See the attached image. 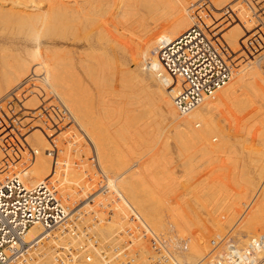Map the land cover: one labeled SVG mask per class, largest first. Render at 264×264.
<instances>
[{
  "label": "bare ground",
  "instance_id": "1",
  "mask_svg": "<svg viewBox=\"0 0 264 264\" xmlns=\"http://www.w3.org/2000/svg\"><path fill=\"white\" fill-rule=\"evenodd\" d=\"M4 1H9V0H0V10L3 12V6L4 5ZM12 1V6H10L9 12L11 13H20V17L17 19L16 21V25L15 24H11L9 22L10 19L12 18H7L8 16H10V14H8V16L5 17L7 18L6 20H8V23L6 21V26L4 25V22H5V17L3 16L2 18H4V21L3 19L1 21V24L2 27L4 28L5 27V31L7 30V25L8 24H11V27L13 25H15V27L18 25V20H22L23 17L26 19H23L24 22L21 23L23 24L22 26H26V33H24L22 36L20 35L19 37H17L19 35L20 32H24V30H21L22 29V26H21V29H20V32H19V28H18V31H17V27H16V31L18 32V34H16V37L12 38L11 36V33L13 32H16V31H12V28L11 30H9L10 32L5 34L4 32H0V58L1 59H4V58H7L8 56V53L11 52V55L8 56V60H9V57L11 58L12 57V60L13 61H9L8 63L4 61H2V65H1V72H0V75L3 77L7 76L8 74L10 73H18L19 71H23L24 69L26 70H29V72L35 74V75H44V78H48L50 77V79L53 80V85L55 86L56 88V101H59L61 100L62 103L68 108V110L73 114V116H76L75 119L76 121L78 122V124H80V126H83L84 128H86V130L88 131V135H89V138L91 140L94 141L95 143V147L98 149V152H97V155H98V158H99V162H100V165L102 167V169L108 173L109 171V168H110V172H113V174H116L115 176V187L117 188V190L119 192H121L125 198L129 201V203L134 206L136 209H138V211L144 216V218L149 222V224H151L153 226V228L156 230V231H163L166 230L165 229V223L161 220L163 218H159V216L156 214H154L153 210L150 209V206H154V205H151V204H154V201L153 203H150V205H148V201H147V205L148 207L144 204V201L141 199L140 195L138 192L139 189H138V184L140 182H143L145 180V177L147 175L151 176V182L149 181V183L147 185H150L152 184V181H154V183H160L158 180H160L159 178H157V180L155 179V174H153L152 171H155L154 169L155 168H159L162 163L160 162L161 160V156L163 155L162 153L164 152L165 150V147L167 146L168 142L166 141V146L163 145L162 146H165L163 148H160L158 151H153V153L155 155H153L154 157L148 158V160H142L140 163H142V165L140 167H134V166H137V164H134V165H129L130 162H126V160L124 159L123 161L121 162H118L116 163V159L113 161L112 159L117 157V154L116 156L114 155V153H116L115 151L113 152V154H110L113 158L110 157V155L108 153H111L112 151V147L111 149L109 148V146L107 147L108 145V138H106L104 136V133H103V128H102V125H101V121H104L103 119L100 118V114L101 112H103V115H104V110L105 108L101 105H97L95 104V101L92 97H90L89 95H86V96H83V91L89 89L87 87H84L83 85V81L82 79L80 78L79 76V72L76 70L74 72H69L68 73V68H70L68 65L69 61H67V58H70L71 60L73 59L72 55H70V52H69V48L66 49V48H63V47H57V41H60V42H67V43H70V44H75V45H79V44H83V45H88V47H99L102 48V57L98 56L99 57V60L100 58H102L101 60H104L103 59V56L105 58V62L104 63L103 61V64L105 66L108 67V65L106 64H113L112 63V59H110V57L108 56V48L104 47L103 45L105 44H108L109 40L111 42V40L113 39H110L112 38V34L110 33H113L114 30H117L115 32H119L118 29H113V32L111 31L113 27H118V26H125L126 23L130 22V19L132 18L133 20V17H130V15H132V13L135 12V10H140L141 8H144V9H154L155 7L157 8V6H161L159 2H157L158 0H10ZM211 2V7L213 8V10H218L220 7H222L223 5H227V3L230 2V0H209ZM161 2H163V0H161ZM11 4V2H10ZM6 5V4H5ZM9 5V4H8ZM141 7V8H140ZM173 7V6H172ZM160 8V7H159ZM158 8V10H159ZM178 9V8H177ZM221 9V8H220ZM5 10V9H4ZM157 10V11H158ZM172 10H174L175 12V8H173ZM156 11V12H157ZM160 11V10H159ZM158 11V13H160ZM116 12V14H114ZM152 12V11H151ZM150 12V13H151ZM154 12V13H156ZM171 12V11H170ZM174 12L170 13L172 14V16H170V19L166 18L167 21L164 22V24H162L161 26H157V24H155L156 26L152 27L151 29H149L147 32H145V37L143 36L141 38L140 41H137V43L133 44L132 39L131 41H126L127 44H132L130 46H128L125 41H124V36L126 37V35L123 36V40L121 39L122 35H121V30L122 28H120V34H117L118 36H116V40L117 38L120 40H122V44L125 43V47L123 45L122 48H125L123 53L128 55L129 54V57H131V60L133 61V63H135L136 65V71L137 75H133L132 78H130L129 74L127 73V71L130 73H134L133 71H131L130 69L126 70L125 72L119 68L117 66V68L121 69L120 71V74H125L129 76L130 79H127L125 78L127 81H137L138 83H140L142 81V83L146 82L148 85V89L149 87H151V90L153 89V92L150 90V92H152L153 94H155V97L156 99H158L157 101L159 103H161V106H162V109L163 111L166 112V117L170 120V122H172V125H171L168 129H169V132H171L174 136H176L179 140V142H181L182 146H180V148L184 147L183 149H185V147H188L189 145L186 146L185 143L187 142H190V143H199L200 145H202V147H204L205 144H215V142L213 141L215 137H217L216 139H218L220 142H222L223 138L224 139H228L229 138V134L226 133V129H223V126L226 124L224 123V125L222 126V124L220 123V119H222V113L224 112V109L226 108H222L221 104L222 105H225V106H228L230 104H228V102L230 103V101L233 103L231 105H235V103H237V99L240 98L239 95L242 94V92H248V91H251V92H255L256 94L259 93L260 96L262 97V99L264 100V75L262 74V71L260 69V64H261V59L260 57L257 58L256 60H251L250 58V64H253L249 70L247 71H243V70H240L239 68L241 67V65H237L239 68H236V69H239L237 71L236 74H234V77L233 79L230 81V83L225 86L224 88L220 89L213 98H211L210 100H207L205 102H203L200 106H198L197 108L193 109L191 112L188 113V116L185 115V116H180L181 114L178 113L174 103H173V98L175 96V92L176 90H178L179 88V85L180 83H177V85L175 84L176 81L173 80V78H171L169 75L165 74L164 73V69L162 67V64L158 58V56L156 54H154L155 50L157 49V46L160 44L161 41L163 40H173L175 38H177L179 35L182 34V32H184L185 30H187L193 23H194V17H192V14H189V13H183L182 11H180L179 9L175 12L176 14H174ZM231 12V11H230ZM139 13V12H137ZM137 13H135L134 15H136ZM141 13V11H140ZM162 13V12H161ZM114 14V16H113ZM164 14V13H162ZM162 14H158L159 15H162ZM1 15V14H0ZM153 15V14H152ZM151 15V16H152ZM165 15V14H164ZM174 15V16H173ZM209 15V14H208ZM14 16V15H13ZM23 16V17H22ZM163 16V15H162ZM166 16V15H165ZM18 16H16L17 18ZM155 18H157L156 16H154ZM172 17V18H171ZM154 18V19H155ZM161 18V17H160ZM164 18V16H163ZM162 18V19H163ZM14 19V18H13ZM159 19V18H158ZM22 20V21H23ZM157 20V19H155ZM159 21V20H158ZM157 21V22H158ZM161 21V20H160ZM159 21V22H160ZM21 22V21H20ZM146 22V20H145ZM155 22V21H154ZM223 22V21H222ZM14 23V22H12ZM156 23V22H155ZM163 23V22H160V24ZM207 23L210 24V26L212 27V31L216 34V35H220L221 32L225 31L224 34L225 35H222L226 41L230 44V47H232V52H234V50H238V48H240L241 50H244L245 48V44H246V39H247V36L251 35L249 33L248 35V27L246 25H244V20L241 18H235V20H232V21H229L227 23H225V27L224 29H222L223 27H220L219 26H216V24L214 25V23H212V19L211 18H208L207 19ZM1 24H0V29H1ZM26 24V25H25ZM159 24V25H160ZM222 24V23H221ZM143 25V24H142ZM10 26V25H9ZM8 26V27H9ZM20 26V24H19ZM110 26H113L112 28H110ZM144 26V25H143ZM128 27V26H127ZM156 29L155 31L153 29ZM15 29V28H13ZM148 29V28H147ZM146 29V30H147ZM2 30V29H1ZM0 30V31H1ZM145 30V29H144ZM227 30V31H226ZM22 32V33H23ZM129 32V31H128ZM212 32V36H216L214 33ZM4 33V34H3ZM211 33V31H210ZM9 34V35H8ZM114 36L116 35L115 33H113ZM128 36V35H127ZM132 35H130L131 37ZM134 37V36H133ZM137 37V36H136ZM220 38V36H218L216 38V40H218ZM129 39V38H128ZM134 39V38H133ZM115 40V39H114ZM126 40V38H125ZM130 40V39H129ZM135 40V39H134ZM139 40V39H138ZM222 40V39H221ZM124 41V42H123ZM113 42V41H112ZM117 42V41H116ZM115 43V42H114ZM114 43H111L114 44ZM119 41L116 43V45H118ZM59 44V43H58ZM121 44V43H119ZM223 44V43H222ZM110 45V44H109ZM110 45V46H111ZM115 45V44H114ZM113 45V46H114ZM115 45V46H116ZM127 45V47H126ZM109 46V47H110ZM114 46V47H115ZM122 46V45H121ZM117 47V46H116ZM119 47V46H118ZM228 47V48H230ZM121 47L119 49H122ZM83 50V49H82ZM92 50V49H91ZM97 50V49H96ZM123 50V49H122ZM231 50V49H230ZM78 51V50H77ZM81 51V50H80ZM89 51V50H88ZM94 51V50H93ZM114 51V50H113ZM121 51V50H119ZM153 52V55H150V53ZM248 51V50H247ZM91 52V51H90ZM96 52V53H95ZM98 51H94V56L97 58V55L95 54H100V51L97 53ZM231 52V53H232ZM122 53V52H121ZM122 53V54H123ZM230 53V52H229ZM245 53V52H244ZM243 53V54H244ZM253 53V52H252ZM252 53L250 55H252ZM90 54V53H89ZM98 54V55H99ZM242 54V55H243ZM86 55V54H85ZM101 55V54H100ZM247 55V54H246ZM244 56V57H247V56ZM249 55V56H250ZM256 55V54H255ZM90 56V55H89ZM108 56V57H107ZM115 56V55H114ZM230 56L232 57H235L234 55H231ZM229 56V57H230ZM260 56V55H259ZM83 59H84V56H82ZM91 57V56H90ZM89 57V58H90ZM94 57V58H95ZM230 57V59H231ZM254 57V56H252ZM93 58V57H91ZM112 58V57H111ZM114 58V57H113ZM116 58V57H115ZM6 59V60H7ZM108 59H110L108 61ZM236 60V58H234ZM245 59H248V58H245ZM70 60V61H71ZM80 60V59H78ZM95 60V59H94ZM112 60V61H111ZM234 60V61H235ZM1 61V60H0ZM111 61V62H110ZM232 63L235 65V63L233 62V59H231ZM238 61V60H237ZM252 61V62H251ZM96 62V61H95ZM109 62V63H108ZM124 62V61H123ZM246 62H248L249 64V61L246 60ZM67 63V64H66ZM85 63V62H84ZM98 63V58H97V62ZM241 63V62H240ZM66 64V65H65ZM71 63H69L70 65ZM81 64V62H80ZM101 63V65H103ZM110 64V65H111ZM119 64H122L119 62ZM124 64V63H123ZM122 64V65H123ZM237 64V63H236ZM245 64V62H244ZM247 64V63H246ZM255 64V65H254ZM91 65V64H89ZM98 65V64H97ZM114 65V64H113ZM72 66V65H71ZM88 66V64H87ZM85 66V67H87ZM93 66V64L91 65ZM115 66V65H114ZM112 66V67H114ZM126 66V65H125ZM129 66V65H128ZM236 66V65H235ZM249 66V65H248ZM68 67V68H67ZM75 67V66H74ZM90 67V66H89ZM88 67V69H90ZM94 67H97V66H94ZM104 67V66H102ZM101 67V68H102ZM110 67V66H109ZM110 68V69H116L115 67L114 68ZM121 67V66H120ZM245 67V66H244ZM83 68V66H82ZM99 69H101L100 67H97ZM71 69V68H70ZM75 69V68H74ZM87 69V70H88ZM96 69V68H95ZM109 68H107L108 70ZM148 69V73L144 72V70ZM85 69H83L84 71ZM104 72L106 70V68H103L102 69ZM118 70V69H117ZM70 71V70H69ZM97 71V70H95ZM100 71V70H99ZM111 71V70H110ZM123 71V72H122ZM243 71V72H242ZM25 72V71H24ZM86 72V70H85ZM104 72H102L104 74ZM109 72V70H108ZM118 72V71H117ZM90 73H94V69H90ZM96 73V72H95ZM99 73V72H98ZM101 73V72H100ZM99 73V74H100ZM3 74V75H2ZM22 74V73H21ZM32 74V75H33ZM74 74V77H72ZM85 74V73H84ZM98 74V75H99ZM110 74V73H109ZM113 74V73H112ZM29 75V74H28ZM87 75V74H86ZM94 74H91V76L93 77ZM96 75V74H95ZM96 75V76H98ZM117 75V74H116ZM115 75V77H116ZM132 75V74H130ZM237 75V76H235ZM241 76L238 78V76ZM9 76V75H8ZM13 76V75H12ZM18 76V75H17ZM15 76V77H17ZM27 76V74H26ZM101 76V75H100ZM108 76V75H107ZM119 76V75H118ZM124 76V75H123ZM122 76V77H123ZM124 76V77H125ZM127 76V77H128ZM19 77V76H18ZM17 77V78H18ZM32 77H35L34 75ZM38 77V76H37ZM75 77H77V79H75ZM102 77V76H101ZM106 77V76H105ZM113 77V78H115ZM122 77H121V81H122ZM123 77V78H124ZM11 78V77H9ZM14 78V76H13ZM90 78V77H89ZM117 78V77H116ZM6 81L9 80L8 77L6 78ZM12 79V78H11ZM25 79V78H24ZM36 79V78H35ZM38 79V78H37ZM49 79V81H50ZM108 79V78H107ZM111 79V78H110ZM125 79L124 82H125ZM131 79H134V80H131ZM25 80H29V79H25ZM44 80V79H43ZM10 81V80H9ZM13 81V80H12ZM21 81V80H20ZM46 81V80H45ZM43 81V82H45ZM105 81V80H103ZM140 81V82H139ZM2 82V81H1ZM16 82V80H15ZM13 82V83H15ZM23 82V81H22ZM38 82V81H37ZM51 82V81H50ZM107 82V81H106ZM136 82V83H137ZM154 82L155 83H161V86L163 85V88H165V90H162L160 87H156V88H153L154 86ZM10 83H12L10 81ZM31 83V82H30ZM46 83V82H45ZM135 84V85H138L139 84ZM157 83V84H158ZM159 83V84H160ZM132 84V83H131ZM9 86V84H7ZM11 85V84H10ZM33 85V84H32ZM86 85V84H85ZM130 85V84H129ZM129 85H128V88H129ZM141 85V83H140ZM145 85V83H144ZM144 85H141L144 86ZM7 86V87H8ZM122 86V85H121ZM126 86V85H125ZM134 86V85H133ZM136 86V87H138ZM147 86V85H146ZM100 87V86H99ZM112 87V86H111ZM145 87V86H144ZM96 88V87H95ZM102 88V87H101ZM121 88V87H120ZM147 88V87H146ZM12 89V88H11ZM142 89V88H141ZM97 90V89H96ZM125 90V89H124ZM98 91V90H97ZM101 91V89H100ZM137 91V90H136ZM142 91V90H141ZM119 92V91H118ZM101 94V93H100ZM152 94V95H153ZM248 94V93H247ZM255 94V95H256ZM92 95V94H91ZM139 94H136L135 96H138ZM254 95V93H253ZM254 95V96H255ZM58 96V97H57ZM134 96V97H135ZM173 96V98H172ZM259 95L257 94L256 97ZM60 97V98H59ZM131 97V96H130ZM154 97V95H153ZM247 97V95H246ZM250 97V96H249ZM137 99H139L138 97H136ZM251 98V97H250ZM249 98V100H250ZM153 99V98H152ZM155 99V98H154ZM241 99V98H240ZM246 99V98H245ZM253 99V97H252ZM251 99V100H252ZM101 100V99H100ZM136 100V99H135ZM134 100V101H135ZM239 100V99H238ZM244 100V98H243ZM247 100H248V97H247ZM248 100V102H249ZM250 100V101H251ZM262 100V101H263ZM106 100H104L105 102ZM141 101V100H139ZM242 101V99L240 100V102ZM254 101V100H252ZM144 102V100H143ZM239 102V104H240ZM247 102V101H246ZM245 100H244V103L245 105L251 103V102H247L246 103ZM264 102V101H263ZM136 103V102H135ZM134 103V104H135ZM140 103V102H139ZM159 103L158 106H159ZM106 104V103H105ZM228 104V105H227ZM141 105H142V101H141ZM238 105V104H237ZM242 105V104H240ZM245 105L243 104L242 106L245 107ZM259 105V104H258ZM135 106V105H134ZM143 106V105H142ZM159 106V107H161ZM236 106V105H235ZM241 106V108H242ZM252 105L250 104L249 107H251ZM137 107V106H136ZM234 107V106H233ZM240 107V106H239ZM258 107V108H257ZM256 110L257 113L254 111L252 113H256L258 114V110L259 111H263L264 109L260 110L259 109V106H257ZM122 108V107H121ZM235 108V107H234ZM246 108V107H245ZM161 109V110H162ZM219 111H218V110ZM228 109V107H227ZM237 109V107H236ZM235 109V111H236ZM239 109V108H238ZM237 109V110H238ZM253 109V108H252ZM140 110V109H139ZM240 110V109H239ZM108 111V110H107ZM217 111V113H216ZM241 111V110H240ZM138 112V111H137ZM229 112V111H228ZM234 112V111H233ZM143 113V112H142ZM163 113V112H162ZM239 113V112H238ZM263 114V118H264V112H260V114ZM210 115L211 118L209 117V119H207L206 117H204L205 115ZM237 114V113H236ZM255 114V116H256ZM163 115V114H162ZM206 115V116H207ZM222 115V116H221ZM187 116V117H186ZM225 116V115H224ZM231 116V115H230ZM254 115H252L253 118H255ZM180 117V118H179ZM198 117L199 119L201 118V123H200V127H197L195 122H194V119L197 118L198 120ZM208 117V116H207ZM228 117V116H227ZM226 117V118H227ZM233 117V115H232ZM231 117V118H232ZM257 117V116H256ZM104 118H105V115H104ZM251 118V117H250ZM249 118V119H250ZM252 118V119H253ZM259 118V117H258ZM263 118H261L260 121H257V124H259V127H261V130H259L260 132L257 131V133H262V136L260 137L261 140H262V143L264 144V123H263ZM168 119L166 121H168ZM229 119V118H228ZM227 119V120H228ZM101 120V121H99ZM165 120V119H164ZM247 120V119H246ZM259 120V119H258ZM235 121V119H234ZM237 121V120H236ZM235 121V123H236ZM251 121V120H250ZM253 121V120H252ZM118 122V121H117ZM169 122V121H168ZM239 122V121H238ZM247 122V121H246ZM255 122V121H254ZM116 123V122H115ZM120 123V122H118ZM117 123V124H118ZM248 123V122H247ZM247 123H243V124H246ZM103 124V123H102ZM138 124V123H137ZM136 124V125H137ZM249 124V123H248ZM257 124H251L249 125V128H252L250 129L251 132L253 130V126L255 127V125ZM263 124V125H262ZM129 125V124H128ZM245 125V126H246ZM261 125V126H260ZM252 126V127H251ZM240 127V126H239ZM247 127V126H246ZM118 128V127H117ZM162 128V127H160ZM230 128V127H229ZM249 128L247 130V132L249 131ZM42 130V128H40ZM40 129H36V130H32V135L30 134L29 136V142L31 144V146L33 145H37L39 147H41L43 149V152L40 154V155H37L34 160L31 162L30 166H23L22 164H19V162H16L14 161V163H12L13 165V169H19L20 171L22 170L23 172V175L25 176L26 178V183L28 185H34L40 181H43V180H46V179H50V180H58L60 182V192L61 194L63 195V197L68 200L69 202L73 203V199L74 198V194H70V190L71 188L67 189L65 187H68V185L65 186V181L68 180L69 178H72V181H77L78 183L82 184L83 183V180L85 179V176H84V173L82 172V169H77L76 166H73L71 168L68 169V179H66L67 177H64V172L61 173L63 174L62 176L57 172V170L55 168L56 171H55V177L52 176L54 175V170L51 171L50 169L52 168V165L51 168L49 169V161H51L50 159V156L46 153V149L50 147V143L48 141L50 140H46L44 137L46 136V133L44 131H41ZM111 129V128H110ZM245 129V128H244ZM85 130V131H86ZM160 130V129H159ZM165 130V129H164ZM255 130V129H254ZM108 131V130H107ZM127 131V130H126ZM158 131V130H157ZM243 131V130H242ZM105 132V131H104ZM111 132V131H110ZM138 132V131H137ZM149 132V131H148ZM228 132V131H227ZM250 131L248 133L252 134ZM45 133V134H44ZM152 133V132H151ZM158 133V132H156ZM167 133V132H166ZM214 134L211 136V134ZM136 134V133H135ZM240 134V133H239ZM249 134V135H250ZM110 136V134L107 133V136ZM261 134L257 135V136H260ZM44 136V137H43ZM108 136V137H109ZM137 136V135H136ZM167 135L164 136V138L166 137ZM247 136V135H246ZM24 137V136H23ZM107 140H105V138ZM170 135L167 136V138H169ZM251 137V135H250ZM256 138V137H255ZM259 138V139H260ZM26 139V138H25ZM110 139V138H109ZM114 139V138H113ZM130 139V138H129ZM139 139V138H138ZM241 139L240 137L238 138V140ZM243 139V138H242ZM241 139V140H242ZM27 140V139H26ZM36 140H38L36 142ZM115 140V139H114ZM113 140V141H114ZM169 140V139H168ZM229 140V139H228ZM237 140V139H235ZM240 140V141H241ZM108 141V142H106ZM112 141V140H111ZM111 141L109 143V145L111 144ZM85 142V141H84ZM83 142V143H84ZM106 142V143H105ZM178 142V141H177ZM185 142V143H184ZM247 142V141H246ZM249 142V141H248ZM6 143V142H5ZM3 143V144H5ZM60 143V142H59ZM116 143V142H114ZM113 143V144H114ZM189 143V144H190ZM3 144H0L1 146ZM112 144V145H113ZM145 144V143H144ZM177 144V143H176ZM185 144V145H184ZM188 144V143H187ZM198 144V145H199ZM239 144V143H238ZM245 144V142H244ZM252 144V143H250ZM255 144V143H253ZM252 144V145H253ZM24 145V144H23ZM87 145V144H86ZM111 145V146H112ZM25 146V145H24ZM118 146V145H116ZM241 146H242V143H241ZM3 147V146H2ZM5 147V146H4ZM3 147V148H4ZM7 147V146H6ZM84 147V146H83ZM114 149H115V145L113 146ZM137 147V146H136ZM151 147V146H150ZM154 147V146H153ZM156 147V146H155ZM190 147H192V145L190 144ZM197 147V146H196ZM196 147H193V148H196ZM248 147V146H247ZM253 147V146H252ZM259 147V146H258ZM1 148V147H0ZM16 148V147H15ZM36 148V147H35ZM157 148V147H156ZM155 148V149H156ZM167 150L168 147H166ZM178 148L180 151L181 149ZM251 148V147H250ZM22 149V148H21ZM108 149H110V152H108ZM119 149V148H118ZM150 149V148H148ZM154 149V148H153ZM182 149V150H183ZM244 149V148H242ZM2 150V149H1ZM0 150V151H1ZM23 150V149H22ZM64 150V149H63ZM120 150V149H119ZM193 150V149H192ZM245 150V149H244ZM253 150V149H252ZM13 151V150H12ZM26 152V150H23L22 152ZM82 151V150H81ZM85 151V150H84ZM170 151V150H169ZM249 151V150H248ZM255 151V150H254ZM262 151V150H261ZM5 152V151H3ZM7 152V151H6ZM39 152V151H38ZM69 152V151H67ZM194 152V151H193ZM192 152V154H193ZM247 152V150H246ZM18 153V152H17ZM16 153V154H17ZM21 153V152H20ZM27 153V152H26ZM250 153V152H249ZM253 153V152H252ZM257 153V152H256ZM263 153V152H261ZM181 154V153H179ZM21 156V154H19ZM28 155V154H27ZM86 155V154H85ZM191 155V153H190ZM0 156H1V152H0ZM7 156V154H6ZM5 156V158H7ZM60 156H63L60 154ZM65 156V155H64ZM100 156V157H99ZM119 156V155H118ZM172 156V155H171ZM182 156V155H181ZM184 156V155H183ZM256 156V155H255ZM17 157V156H16ZM26 157V156H25ZM67 157V156H66ZM189 157V156H188ZM263 157V155H262ZM261 157V158H262ZM4 158V157H2ZM10 158V157H9ZM14 159V156L12 157ZM20 158V157H19ZM120 158V156H119ZM146 158V157H145ZM251 158V157H250ZM261 158H259L261 160ZM12 159V160H13ZM50 159V160H48ZM71 159V158H70ZM73 159V158H72ZM101 159V161H100ZM185 159V157L183 158V160ZM252 159V158H251ZM264 159V158H263ZM262 159V160H263ZM5 160V159H4ZM118 160V159H117ZM122 160V159H121ZM186 160V159H185ZM184 160V161H185ZM190 160V159H187V161ZM8 161V160H7ZM11 161V160H10ZM16 161L17 158H16ZM29 161V160H28ZM53 161V160H52ZM73 161V160H72ZM120 161V160H119ZM251 161V160H250ZM2 162L0 165V181L3 179V177L6 175V161H5V165L3 164V160L1 159ZM9 162V161H8ZM7 162V163H8ZM21 162V161H20ZM133 162V161H132ZM255 162V161H254ZM261 162V161H260ZM18 163V164H17ZM23 163V161H22ZM74 163V162H73ZM103 166H102V164ZM108 163L107 166H109L108 170L106 171V164ZM135 163V162H134ZM190 163V162H189ZM187 163V164H189ZM244 163V162H243ZM11 164V163H10ZM24 164V163H23ZM27 164V163H26ZM51 164V162H50ZM75 164V163H74ZM133 164V163H131ZM167 164V163H166ZM169 164V163H168ZM186 164V163H185ZM254 164V163H253ZM260 164V163H259ZM259 164H255V165H259ZM264 164V162H263ZM12 165H9L8 164V167L9 166H12ZM77 165V164H75ZM238 165V164H237ZM21 166V167H20ZM54 166V165H53ZM79 166V165H78ZM82 166V165H81ZM242 166H245L242 164ZM262 168H261V167ZM259 166V168H261V170L257 171L255 174H257L256 176H252L250 178H247L245 179L246 180V184L249 185V186H253V187H257L259 190H260V194L261 196L259 197V199L254 202V204H252L248 210V218L242 220L241 222L238 223V228H236V230H240V231H243L245 232V236H250L252 234H255V233H258L260 230H263L264 232V215L263 217H259L258 219H256V215H259V214H262L264 213V165L262 166V164ZM76 167V168H75ZM80 167V166H79ZM167 167V166H166ZM169 167V166H168ZM256 167V166H255ZM254 167V168H255ZM82 168V167H81ZM118 171H116V170ZM153 169V170H152ZM161 169V168H160ZM163 169V168H162ZM161 169V171H162ZM235 169V168H233ZM232 169V170H233ZM237 169V168H236ZM240 169V168H239ZM167 171V169H165ZM170 171V168L168 169ZM185 170V169H184ZM189 170V169H188ZM188 170H185L188 171ZM242 170V169H241ZM256 170V169H255ZM116 171V173H115ZM168 171V172H169ZM245 171V169L243 170ZM66 172V173H67ZM109 172V174H110ZM156 172V171H155ZM158 172H159V169H158ZM189 172V171H188ZM59 175H58V174ZM164 172H162L161 174H163ZM166 174H168L167 172H165ZM164 173V174H165ZM235 173V172H234ZM11 174V173H10ZM173 174V173H172ZM187 174V172H186ZM58 175V177H57ZM146 175V176H145ZM158 175V174H156ZM246 175H250V174H246ZM61 176V177H59ZM66 176V175H65ZM110 176V175H109ZM164 177V175H162ZM183 176V175H182ZM112 177V178H113ZM158 177V176H157ZM173 177V176H170V178ZM176 177V175H175ZM193 177V176H192ZM245 177V176H243ZM248 177V176H247ZM257 177L258 179L261 178L262 179V183L258 185L257 183ZM148 178V177H147ZM146 178V180H147ZM168 177V179H170ZM189 178V177H188ZM187 178V179H188ZM241 178V177H240ZM74 179V180H73ZM87 179V178H86ZM164 179V178H163ZM166 179V180H168ZM176 179V178H174ZM236 179V178H235ZM260 179V180H261ZM149 180V179H148ZM71 181V180H70ZM169 181V180H168ZM180 181V180H179ZM239 180H236L235 182H237ZM242 181V179H241ZM67 182V181H66ZM69 182V181H68ZM76 182V183H77ZM86 182V180H85ZM87 182L89 183H93L92 180L89 181V179H87ZM86 182V183H87ZM146 182V181H145ZM85 183V184H86ZM89 183V184H90ZM162 183V182H161ZM176 183V181H175ZM238 183V182H237ZM235 183L236 185H239V183L237 184ZM241 183V182H240ZM75 184V183H74ZM145 183L143 184L146 185ZM171 184V183H169ZM180 184V183H179ZM188 184V182H187ZM243 184H244V181H243ZM242 184V185H243ZM73 185V184H72ZM71 185V186H72ZM83 185V184H82ZM81 185V186H82ZM153 185V184H152ZM151 185V186H152ZM245 185V186H247ZM64 186V188H63ZM70 186V187H71ZM80 186V185H79ZM78 186V187H79ZM158 186V185H157ZM172 186V184H171ZM174 186V185H173ZM196 186V185H195ZM86 187V186H84ZM167 187V185H166ZM83 188V187H82ZM154 189H156L155 187H153ZM72 189H73V186H72ZM71 189V190H72ZM80 189V188H79ZM76 190L77 191H80V190ZM153 189V191H154ZM164 189V188H163ZM162 189V191H163ZM175 189V188H174ZM150 190L152 191V188H150ZM157 190H160V189H157ZM156 190V191H157ZM160 190V193L162 192ZM74 192V191H73ZM74 192V193H76ZM94 192V191H93ZM146 192V191H145ZM165 192V191H164ZM82 195L80 196V198L84 199V195L87 193H84V189L82 190ZM92 193V192H91ZM147 193V192H146ZM152 193V197L156 196V198H158V196L160 195L161 197V200L159 199L158 201H156V204L157 202H161L162 201V197L164 196L163 193L161 196V194H159V191L157 192V195H153L154 192H151ZM166 193V192H165ZM164 193V194H165ZM78 195V193H76ZM155 194V193H154ZM78 195V196H79ZM76 197L79 198V197ZM168 196V194L166 195ZM165 196V197H166ZM147 197V195H146ZM145 197V198H146ZM151 197V199H152ZM79 198V200H80ZM155 198V199H156ZM147 199L149 200V196L147 197ZM166 198H163V201H165V203L167 202V200H164ZM175 199V198H174ZM185 199V198H184ZM157 200V199H156ZM172 201V200H171ZM75 202V200H74ZM150 202V200H149ZM152 202V201H151ZM174 202V201H172ZM172 202H168V206L170 204L169 207H171L172 205ZM187 202V201H186ZM185 202V204H186ZM162 203V202H161ZM160 203V204H161ZM155 204V205H156ZM164 204V203H163ZM174 204V203H173ZM188 204V203H187ZM179 205V204H178ZM189 205V204H188ZM167 206V205H166ZM165 206L166 209H169ZM175 206V205H174ZM177 206V205H176ZM197 207V205H195ZM173 207V206H172ZM178 207V206H177ZM176 207V208H177ZM184 208H177L180 209L179 211H176L178 212V215L175 219L172 218L170 219L172 225L175 224L177 227H178V230L182 231V232H187L188 229L189 231L191 232L193 230L194 227H198V230H199V233L197 234L198 237H195L196 235H193L196 240L194 241L193 239H190L191 241V249L190 251H192L194 257L199 260H201L202 257L201 256V250L202 248H206V241L201 237V235H203L207 230L211 231V232H216L218 231V226L214 223L213 224V227L211 228L212 225H210L209 227V223H210V220H208V218H203V214H201V217L198 216L199 218H197V216L195 218H193V215L190 213L191 211H189L188 207L187 209L185 208L186 206H183ZM193 207V206H192ZM155 208V207H154ZM175 208V209H176ZM159 208H157L158 210ZM164 210V208H161L160 207V211ZM174 209V207H173ZM174 209V210H175ZM194 209V208H193ZM199 209V208H198ZM173 210V211H174ZM188 210V211H187ZM211 210V209H210ZM171 211V209L168 210V212ZM172 211V212H173ZM170 212L172 215L170 217H173L175 214V211L174 213ZM210 212V211H209ZM162 213V212H161ZM190 213V214H189ZM199 213V212H198ZM169 214V213H168ZM198 214V215H200ZM209 214V213H208ZM176 215V214H175ZM194 215H197V212H195ZM161 216V215H160ZM168 218V217H167ZM183 218V220H182ZM208 220V221H207ZM255 220H257L255 222ZM254 222V223H253ZM115 223V222H114ZM187 223V224H186ZM111 224V223H110ZM113 224V223H112ZM111 224V225H112ZM230 224V221H228L227 224L223 225V229L225 228L226 225H229ZM109 225V224H108ZM103 226V225H102ZM230 226V225H229ZM113 227V225H112ZM111 227V228H112ZM237 227V225H236ZM104 228V227H103ZM105 228H107L105 226ZM217 228V230H216ZM109 230V229H108ZM112 230V229H111ZM234 230V228H233ZM42 230L35 226L31 229L30 231V236L31 237H34V236H37L39 234H41ZM162 232V233H163ZM220 232V231H218ZM241 232V233H243ZM229 233V232H228ZM231 233V232H230ZM177 234V233H176ZM186 236L189 235L187 233H184ZM259 234V233H258ZM240 235V234H239ZM242 235V234H241ZM240 237L245 241V239L243 238V236ZM180 236V235H178ZM184 236V235H183ZM185 236V238H186ZM70 237V235L68 234L67 237L65 238L62 237L60 238V242L59 244H57V246H60V244L64 245L66 244V239H68ZM189 237V236H188ZM187 237V238H188ZM239 237V238H240ZM194 238V239H195ZM238 238V239H239ZM240 238V239H241ZM201 239V240H200ZM72 241V240H70ZM247 242V241H246ZM245 243V242H244ZM190 244V243H189ZM203 245V247H202ZM189 246V245H188ZM208 247V245H207ZM189 248V247H188ZM47 253H45L46 257L43 258V261L45 260V262H48L47 264H49V261H51L53 258V252L50 250V251H46ZM51 252H52V255H51ZM191 254V252H190ZM186 255L184 254V257ZM186 258V257H185ZM183 258V259H185ZM191 258V257H189ZM182 259V258H181ZM188 259V258H187ZM186 259V260H187ZM198 260V261H199ZM40 261V262H41ZM180 261V260H179ZM185 261V260H184ZM189 261V260H188ZM187 261V262H188ZM39 263V264H43V263ZM181 262V261H180ZM189 263V262H188ZM187 263V264H188ZM45 264V263H44Z\"/></svg>",
  "mask_w": 264,
  "mask_h": 264
},
{
  "label": "built area",
  "instance_id": "2",
  "mask_svg": "<svg viewBox=\"0 0 264 264\" xmlns=\"http://www.w3.org/2000/svg\"><path fill=\"white\" fill-rule=\"evenodd\" d=\"M188 9L195 17L194 23L177 38L161 41L154 52L164 73L176 85L180 83L173 103L181 115L213 98L235 74V65L227 56L228 46L210 33L207 19L214 16L211 2H191ZM241 17L251 34L245 49L262 53L260 59H264V0H235L225 6L221 16L224 23ZM27 79L0 102V128L11 126L9 137L13 131L20 133V126L25 127L19 116L24 109L22 100L33 92L29 87L31 77ZM34 114L31 118L44 124L42 129L50 138L46 153L54 160V168L61 173L68 170L69 164L58 159L64 143L74 158L69 160L70 165L72 160L81 163L84 176L93 184L84 199L71 203L61 194L58 180L28 185L19 169L5 176L0 181V264H39L47 249L53 252L49 264H186L179 260L180 254L188 250L187 240L157 232L117 190L114 179L100 165L94 143L61 100L54 105L45 102ZM82 139L90 148L89 155L80 154ZM22 141L28 146V160L32 162L37 150L25 137ZM107 222L116 224L108 234L102 230ZM35 226L42 232L31 237L29 233ZM68 234L66 244L57 246ZM198 264H264V232L245 243L230 234L217 236L211 239L207 254Z\"/></svg>",
  "mask_w": 264,
  "mask_h": 264
},
{
  "label": "rangeland",
  "instance_id": "3",
  "mask_svg": "<svg viewBox=\"0 0 264 264\" xmlns=\"http://www.w3.org/2000/svg\"><path fill=\"white\" fill-rule=\"evenodd\" d=\"M200 0H163V2H161V0H158L157 2H159L160 3V5L161 6H157V8L155 7L153 10L152 9H150V8H148L147 10L146 9H144V8H141L139 11L138 10H135V12L134 13H132V15H130V17H133V20H132V18L130 19V22H128V23H126L125 24V26H118L117 28L116 27H113V26H110V28H112V32H113V29H118V33L117 32H115V31H117V30H114V32L113 33H115L116 35L114 36V34L113 33H110V34H112V38H110V39H113V40H111V42H110V40L108 41L109 43L108 44H105V45H103L104 47H106V48H108V56L110 57V59H112L111 61H112V63L116 66H114L113 64H106V65H108V67L107 66H105L104 64H103V62L104 63H106L105 62V58H104V56H103V59L104 60H101L102 58H100V60H99V57L101 56L102 57V48H100L99 47V45H98V47H88V45L86 44V45H83V44H79V45H73V44H70V43H65V42H60V41H58V40H56L57 41V47H63V48H66V49H68L69 50V52H70V55H72L73 57V59L71 60L70 58H67V61L66 62H68L69 61V63H71L70 65H69V63H68V65L67 66H69L70 68H68V73L69 72H71V70H72V72H74V71H78L79 72V76H80V78L82 79V81H83V85H84V87H87V88H89V89H87V90H85V91H83V96H86V95H89L90 97H92L93 99H94V101H95V104H99L101 101V103L99 104L100 106L102 105L104 108H105V110H104V115H105V118H104V115H103V112H101V114H100V118L101 119H103L104 121H101V120H99V121H101V125H102V128H103V130L105 131H103V133H104V136L106 137V138H108V141L110 140H112L111 141V144L109 145V143H110V141L108 142V141H106V142H108V145H107V147L109 146V148L111 149V147H112V152L111 153H108L109 155L110 154H113V152L115 151H117L116 153H114V155L116 156V154H117V157H115V158H113L111 155H110V157L111 158H113L112 160L114 161L115 159H116V163H117V161L118 162H121V161H123L124 159L126 160V162H130V164L129 165H134V164H137V166H134V167H140L141 165H142V163H140L142 160H148V158L149 159H151V158H153L154 156L153 155H155L154 153H153V151L155 150V151H158L160 148H163V147H165L166 146V141L168 142V144H167V146L166 147H168V149L170 150H167V148L165 147V150H164V152L162 153L163 155L161 156V160H160V162L162 163V165L158 168L159 169V172H158V169L157 168H155L154 170L156 171H152L153 172V174H158V175H154L155 176V179L157 180V178H159L160 180H158L160 183H154V181H152V184H150V185H147L148 183H149V181L151 182V176H149V175H145L146 177H145V180L143 181V182H140L137 186H138V191H140V192H138L139 193V195H140V197H141V199L144 201V206L146 205L147 207H148V205H150V203H153V201H154V204H151V205H154V206H150V209L151 210H153V212H154V214L156 215H158L159 216V218H163V219H161L166 225H165V229L166 230H164V232L163 231H161V233L163 232V233H168V234H171L172 236H173V238H180V239H185V240H187V243H188V250L186 251V252H182L181 254H180V258H182L180 261L182 262V260L184 261L185 260V262H186V264L188 263V264H198L199 263V259L197 258H195L194 257V255H193V253H192V251H190V250H192L191 249V241H190V239H193L194 241L196 240V238L195 237H198L197 236V234L199 233V230H198V227H197V229H196V227H194L193 228V230L190 232L189 231V229H188V231L187 232H182V231H180V230H178V227L175 225V224H173L172 225V223H171V221H170V219H172V218H174L175 216L177 217V215H178V212H176V211H179L180 209H178L177 210V208H179V206H180V208L182 207V208H184L183 206H186L185 208L187 209V207H188V209H189V211H191L190 213L193 215V218H195L196 216H197V218H199L198 216H200L201 217V214H203L204 216H203V218H208V220H210V223H209V227H210V225H212L211 226V228L213 227V224L215 223L218 227V231H220V232H218V231H216V232H211V231H209V230H207L203 235H201V237L206 241V244L208 245V247H207V245H206V248H202V250H201V256L200 257H204L206 254H207V252H208V250H209V248H210V241H211V239H213V238H216L217 236H222V235H226V234H230V236H232L235 240H237V241H239L240 243H244V242H246V241H248L251 237H253V236H255V235H257L258 233H261V232H263V230H260L258 233H255V234H252V235H250V236H245V232H243V231H240L239 229L238 230H236V228H238V223L239 222H241L242 220H244V219H246V218H248V210H249V208H250V206L252 205V204H254V202H256L258 199H259V197L261 196V194H260V190L257 188V187H253V186H249V185H247L246 183V180L245 179H247V178H250V177H252V176H256L257 174H258V172L257 171H259V170H261V164H262V166L264 165L263 164V162H264V144L262 143V140H261V136H262V133H257V131L258 132H260L259 130H261V127H259V124H257V121H260L261 120V118H263V114L261 113L260 114V112H264V110L263 111H259L258 110V114H256L257 113V111H255L258 107L257 106H259V109L260 110H262V109H264V100L262 99V97L260 96V94L259 93H257L258 95H259V97L260 98H258V96L256 97V93L255 92H251V91H248V92H242V94L241 95H239V97L242 99V101L240 102V98H238L237 99V103H235L234 102V104L236 105H231V104H233L231 101H230V103L228 102V104H230V105H228V106H225V105H222L221 104V106H222V108L224 107V108H226V109H224V112L222 113V119H220V123L222 124V126L224 125V123H226L224 126H223V129H226L225 131H226V133H228L229 134V140L228 139H224L223 138V140H222V142H220L218 139H216L217 137H215L214 138V142H215V144H205L204 145V147H202V145H200L199 143H195V145H194V143L192 144V143H190V142H187V143H185L186 144V146L187 145H189L188 147H185V149H183L184 147H182V148H180V146H182L181 144V142H179V140H177L178 138L176 137V136H174L171 132H169V127L172 125V122H170V120L166 117V112L165 111H163V109H162V106H161V103H159L157 100L158 99H156V97H155V94H153L154 92H153V89L151 90V87H149V89H148V86H150V85H148L146 82H144L145 83V85H144V83H142V81L140 82L141 83V85H144V86H142L141 87V85H140V83H138L137 81H127L125 78H127V79H130V78H132V76L133 75H135L138 71L136 70V65H135V63H133V61L131 60V57H129V54L128 55H126V54H124L123 53V51H124V49L125 48H122L123 47V45H124V47H125V43H126V41L128 40V41H131V39H132V41L131 42H133V44H135V43H137V41H140L141 40V38L144 36L145 37V32H147L149 29H151L152 27H154V26H156L155 24H157V26H161L162 24H164V22L165 21H167L168 20V18L170 19V16H172V12H174V10H172L173 8H175L176 10H175V12L179 9L180 11H182L183 13H189V14H192V17H194V15H193V13H192V11H190L189 9H188V7L190 6V4H191V2H199ZM235 0H230V2L229 3H232V2H234ZM5 3H4V5L3 6H5V7H3V12L0 10V24H1V22H3L4 21V18H2L3 16L5 17V15H6V17L8 16V14H10V16H8L7 18H12V19H8L9 20V22L11 23V24H15L16 23V21H17V19L21 16L20 15V13H11V12H9V11H7V10H9V8H10V6H12V1H4ZM10 2H11V4H10ZM6 4V5H5ZM9 4V5H8ZM228 4V3H227ZM173 6V7H172ZM158 8H159V10H158ZM178 8V9H177ZM221 8V9H220ZM218 10H213V14H214V16H212L211 15V19H212V23H214V25L216 24V26H219V28L220 27H223L222 29H224V25H225V23L224 22H222V21H224L222 18H221V16L223 15V11L225 10V5H223L222 7H220ZM5 9V10H4ZM160 12V13H158V11ZM140 11H141V13H140ZM152 11V12H151ZM157 11V12H156ZM171 11V12H170ZM228 11H231L232 12V10L229 8L228 9ZM137 12H139V13H137ZM151 12V13H150ZM154 12H156V13H154ZM164 13V14H162V13ZM174 12V14H176ZM8 13V14H7ZM135 13H137L136 15H134ZM170 13H172V14H170ZM114 14H116V12L114 13ZM114 14H113V16H114ZM153 14V15H152ZM158 14H162L163 16H164V18H163V16L162 15H159L158 16ZM14 15V16H13ZM152 15V16H151ZM16 16H18L17 18H16ZM154 16H156L157 18H155ZM174 16V15H173ZM5 17V22H4V25L6 26V24L8 23V20H6L7 18ZM23 17V16H22ZM161 17V18H160ZM21 18V17H20ZM157 19V20H155V19ZM159 18V19H158ZM163 18V19H162ZM166 18H167V20H166ZM172 18V17H171ZM3 19V21H1ZM23 19H25L24 17H23ZM22 19V20H23ZM194 20H195V17L193 18ZM22 20H18V27H17V31H18V28H19V32H20V29H21V26L23 25V24H21V23H23L24 22V20L22 21ZM26 20V19H25ZM145 20H146V22H145ZM163 22V23H161L160 24V22ZM163 20H165V21H163ZM6 21H7V23H6ZM21 21V22H20ZM156 23H155V22ZM158 21V22H157ZM12 22H14V23H12ZM222 23V24H221ZM11 24H8L7 25V32L4 30L5 29V27L3 28L2 27V25L3 24H1V33L2 32H4L5 34H7V33H9L10 31L9 30H11V28H12V30H11V32L12 31H16V27H15V25H14V27H13V25H12V27H11ZM19 24H20V26H19ZM144 26H143V25ZM160 24V25H159ZM10 25V26H9ZM26 25V24H25ZM9 26V27H8ZM128 26V27H127ZM11 27V28H10ZM26 28V26H22V29L21 30H24L25 28ZM123 27V28H122ZM13 28H15V29H13ZM24 28V29H23ZM120 28H122V30L120 29ZM148 28V29H147ZM145 29V30H144ZM147 29V30H146ZM157 29V28H156ZM155 28L153 29L154 31L156 30ZM120 30H121V35H122V37H121V39L123 38V36L124 35H126V37L124 36V41H125V43H123L122 44V40L120 39H118L117 38V40H116V36H118L117 34H120ZM13 32V33H11V35H9V36H11L12 38L14 37H16V34H18V32ZM129 31V32H128ZM186 31V30H185ZM227 31V30H226ZM23 32V31H22ZM22 32H20L19 33V35L17 36V37H19L21 34L23 35L24 33H26V29L24 30V32L22 33ZM224 32L225 31H223V32H221L220 33V35L218 34V35H216L214 32V34L216 35L215 37L217 38L218 36H220V38L218 39L219 40V42L220 43H224L225 45H227L228 47H230V44L226 41V39L222 36V35H225L224 34ZM3 33V34H4ZM16 33V34H15ZM183 33V32H182ZM124 34V35H123ZM211 34H212V31H211ZM249 34V33H248ZM21 35V36H22ZM128 35V36H127ZM130 35H132L131 37H130ZM213 35V34H212ZM134 36V37H133ZM137 36V37H136ZM250 37V35L248 36V38ZM125 38H126V40H125ZM130 40H129V39ZM135 40H134V39ZM247 38V39H248ZM115 39V40H114ZM139 39V40H138ZM222 39V40H221ZM113 41V42H112ZM119 41V43H121V44H119L118 43V45H116V43ZM123 41V42H124ZM127 41V42H128ZM247 41V40H246ZM115 42V43H114ZM59 43V44H58ZM111 43H114V44H112L111 45ZM247 43V42H246ZM111 46H110V45ZM127 44V43H126ZM129 44H130V42H129ZM127 44L128 46H130V45H132V44ZM115 47H114V46ZM122 45V46H121ZM127 45H126V47H127ZM110 46V47H109ZM119 46V47H118ZM122 48V49H119V48ZM83 49V50H82ZM92 49V50H91ZM97 49V50H96ZM231 49V50H230ZM78 50V51H77ZM81 50V51H80ZM89 50V51H88ZM100 51V54L98 55V54H95V55H97V58H98V63H96L97 62V58L93 55L94 54V51ZM114 50V51H113ZM119 50H121V51H119ZM232 47H230V48H228V54H227V56H230V54L231 55H234L235 57H231V59H233V62L235 63V74L237 73V71L240 69V70H243L244 72L245 71H247V70H249L250 69V67L253 65V64H250V58H251V60L253 59V60H256L257 58H259L260 56H261V54H257V53H255V52H249V51H247L245 48H244V50H241L240 48H238V50L236 49V50H234V52H232ZM91 51V52H90ZM123 54H122V53ZM153 52L154 51H152L151 53H150V55H153ZM230 52V53H229ZM232 52V53H231ZM245 52V53H244ZM90 53V54H89ZM93 53V54H92ZM96 53V52H95ZM244 53V54H243ZM252 53V55H250ZM86 54V55H85ZM243 54V55H242ZM248 56H247V55ZM256 54V55H255ZM11 55V52H9L8 53V56H10ZM91 57H93V58H91ZM115 55V56H114ZM247 56V57H244V56ZM250 55V56H249ZM260 55V56H259ZM8 56H7V58H8ZM82 56H84V59H83V57ZM99 56V57H98ZM107 56V57H108ZM252 56H254V57H252ZM90 57V58H89ZM95 57V58H94ZM112 57V58H111ZM114 57V58H113ZM116 57V58H115ZM229 57V58H230ZM7 58H4V59H1L0 58V72H1V65H2V61L3 60H5L7 63L10 61H13L12 60V57L10 58L9 57V60L7 59ZM234 58H236V60L234 59ZM245 58H248V59H245ZM7 59V60H6ZM78 59H80V60H78ZM95 59V60H94ZM110 59H108V61L110 60ZM71 60V61H70ZM235 60V61H234ZM238 60V61H237ZM246 60L247 61H249V64H248V62H246ZM252 60V61H253ZM96 61V62H95ZM103 61V62H102ZM110 61V62H111ZM124 61V62H123ZM251 61V62H252ZM261 61V64H260V66H258V67H260V69H261V71H262V74L264 75V59H261L260 60ZM80 62H81V64H80ZM85 62V63H84ZM119 62L120 63H124L123 65L122 64H119ZM241 62V63H240ZM244 62H245V64H244ZM3 63H4V61H3ZM101 63L103 64V65H101ZM109 63V62H108ZM237 63V64H236ZM247 63V64H246ZM67 64V63H66ZM65 64V65H66ZM87 64H88V66H87ZM89 64H93V66H91V65H89ZM98 64V65H97ZM241 65V67L239 66V65ZM4 65V64H3ZM3 65H2V67H3ZM72 65V66H71ZM126 65V66H125ZM129 65V66H128ZM240 67H238V66ZM249 65V66H248ZM255 65V64H254ZM5 66V65H4ZM75 66V67H74ZM82 66H83V68H82ZM85 66H87V67H85ZM90 66V67H89ZM94 66H97V67H102V66H104V67H102L101 69H99V68H97V67H94ZM110 66V67H109ZM112 66H114L116 69H110ZM117 66L119 67V68H121L124 72L128 69H130L131 71H133L134 73H132V72H128L127 71V73L129 74V76H130V78H129V76L128 75H126L125 76V74L126 73H124L123 71V74H120V71H121V69H119V68H117ZM121 66V67H120ZM245 66V67H244ZM88 67L91 69H94V73H90V69H88ZM114 67H112V68H114ZM75 68V69H74ZM96 68V69H95ZM103 68H106V70H105V72L102 70ZM107 68H109L108 70H109V72H108V70H107ZM236 68H239V69H236ZM249 68V69H248ZM83 69H85L86 70V72H85V70L83 71ZM88 69V70H87ZM118 69V70H117ZM70 70V71H69ZM95 70H97V71H95ZM100 70V71H99ZM111 70V71H110ZM25 71V72H24ZM118 71V72H117ZM137 71V72H136ZM242 71V72H243ZM32 72V71H31ZM31 72H29V70H26V69H24L23 71H19L18 73H16V75H15V73H10V74H8L7 76H5L6 78L8 77V79L12 82V83H10V81L9 80H7L6 81V79H5V77L3 76H1L0 75V102L1 101H3L4 100V98L7 96V94H8V92L9 91H11L13 88H15L17 85H19L22 81L24 82V80L25 79H27V78H29V77H31V83H30V85H29V87H30V91H33V92H29L28 94L29 95H25L24 97H23V99H25V97H26V99H25V101H23L22 100V98H21V100H22V106H23V110L20 112V119H21V124L22 125H24L25 127H22V126H20L19 127V129H21V131H20V133H22V134H20L19 132L18 133H16V132H12V134L10 133V137L8 136V131L9 130H11L9 127H11V126H9L8 124L6 125V127L3 129V128H0V144H3V143H5V144H3L2 146L4 147H2L1 145H0V152H1V156H0V161H1V159L3 160V164L5 165V161H6V175L5 176H7L8 174H10V173H12L13 171H16L17 169H13V165H12V163H14V161H15V163L16 162H19V164H22L23 166H30V164H31V162L30 161H28V157H29V150L27 149V147H26V145H25V147H24V145H23V141H22V139L25 137L26 139H27V142H28V145L30 146V147H33V149H35V150H37V155H40L42 152H43V149L41 148V147H39V146H37V145H33V146H31V144H30V142H29V136H30V134L32 135V132L34 131V130H36V129H40V128H42V126L44 127V124L40 121V120H38V119H32L31 117V115H35L34 113H35V111H39V109H40V107L45 103V102H48L50 105H54L55 103H57V101H56V88H55V86L52 84L53 83V80L52 79H50V77H49V79H50V81H49V79L48 78H44V75H35V74H33V73H31ZM96 72V73H95ZM100 74H99V73ZM102 72H104V74L102 73ZM144 72H146V73H148V69H146V70H144ZM22 73V74H21ZM85 73V74H84ZM110 73V74H109ZM113 73V74H112ZM26 74H27V76H26ZM29 74V75H28ZM35 76V77H32L33 75ZM87 74V75H86ZM91 74H94L93 75V77L91 76ZM98 75V76H96V75ZM117 74V75H116ZM130 74H132V75H130ZM3 75V74H2ZM14 76V78H13V76ZM19 77H18V76ZM102 77H101V76ZM108 75V76H107ZM115 75H116V77H115ZM119 75V76H118ZM125 77H124V76ZM137 75V74H136ZM15 76H17V77H15ZM38 76V77H37ZM106 76V77H105ZM124 78H123V77ZM128 76V77H127ZM235 76H237V75H235ZM9 77H11V78H9ZM72 77H74V74H73V76ZM90 77V78H89ZM113 77H115V78H113ZM121 77H122V81H121ZM239 77H241L240 75L238 76V78ZM25 78V79H24ZM36 78V79H35ZM38 78V79H37ZM108 78V79H107ZM111 78V79H110ZM44 79V80H43ZM75 79H77V77H75ZM123 79H125V82H124V80ZM13 80V81H12ZM15 80H16V82H15ZM21 80V81H20ZM46 80V81H45ZM103 80H105V81H103ZM131 80H134V79H131ZM2 81V82H1ZM38 81V82H37ZM43 81H45V82H43ZM107 81V82H106ZM13 82H15V83H13ZM139 84V86L138 85H135V84H137V83ZM132 83V84H131ZM135 83V84H134ZM158 83V82H157ZM157 83H155L154 82V86H153V88H156V87H160L162 90H165V88H163V85L161 86V83L159 84H157ZM7 84H9V86L7 85ZM11 84V85H10ZM33 84V85H32ZM86 84V85H85ZM130 84V85H129ZM122 85V86H121ZM126 85V86H125ZM128 85H129V88H128ZM134 85V86H133ZM147 85V86H146ZM8 86V87H7ZM100 86V87H99ZM112 86V87H111ZM136 86H138V87H136ZM96 87V88H95ZM102 87V88H101ZM121 87V88H120ZM147 87V88H146ZM12 88V89H11ZM142 88V89H141ZM98 91H97V90ZM100 89H101V91H100ZM125 89V90H124ZM137 90V91H136ZM142 90V91H141ZM150 90L153 92H150ZM119 91V92H118ZM101 93V94H100ZM248 93V94H247ZM253 93H254V95H253ZM92 94V95H91ZM136 94H139L138 96H135ZM154 95V97H153V95ZM246 95H247V97H248V100H249V98H250V100L252 99V97H253V99L252 100H254V101H250L249 100V102H251V103H249L248 102V100H247V97H246ZM131 96V97H130ZM135 96V97H134ZM250 96V97H249ZM58 97V96H57ZM136 97H138L139 99H137ZM60 98V97H59ZM153 98V99H152ZM155 98V99H154ZM172 98H173V96H172ZM243 98H244V100H245V102L247 101L249 104H247V105H245V103H244V100H243ZM246 98V99H245ZM101 99V100H100ZM136 99V100H135ZM104 100H106L105 102H104ZM135 100V101H134ZM139 100H141L142 101V105H141V101H139ZM143 100H144V102H143ZM263 100V101H262ZM136 102V103H135ZM140 102V103H139ZM239 102H240V104H244L245 105V107H243L242 105H240L239 104ZM246 102V103H247ZM2 103V102H1ZM106 103V104H105ZM135 103V104H134ZM157 103H159V106H161V107H159L158 106V104ZM238 104V105H237ZM250 104L252 105L251 107H249L250 106ZM259 104V105H258ZM135 105V106H134ZM137 106V107H136ZM235 108H234V107ZM240 106V107H239ZM241 106H242V108H241ZM122 107V108H121ZM227 107H228V109H227ZM236 107H237V109H236ZM257 107V108H256ZM253 108V109H252ZM140 109V110H139ZM162 109V110H161ZM177 109V108H176ZM235 109H236V111H235ZM108 110V111H107ZM218 110V109H217ZM138 111V112H137ZM178 111V110H177ZM219 111V110H218ZM229 111V112H228ZM234 111V112H233ZM256 112L255 114H256V116H255V114L254 113H252V112ZM143 112V113H142ZM163 112V113H162ZM239 112V113H238ZM179 113V112H178ZM216 113H217V111H216ZM237 113V114H236ZM163 114V115H162ZM166 114V115H165ZM185 115H187L188 116V113L187 114H185ZM185 115H180L181 117L182 116H185ZM207 115V114H206ZM204 116V117H206L207 119H209V117L211 118V116L210 115H207V116ZM225 115V116H224ZM231 115V116H230ZM232 115H233V117H232ZM252 115H254L255 116V118H253L252 117ZM186 116V117H187ZM228 116V117H227ZM76 117V116H75ZM227 117V118H226ZM232 117V118H231ZM251 117V118H250ZM259 117V118H258ZM180 118V117H179ZM229 118V119H228ZM250 118V119H249ZM253 118V119H252ZM165 119V120H164ZM168 119V121H166ZM228 119V120H227ZM234 119H235V121H236V123H235V121H234ZM247 119V120H246ZM259 119V120H258ZM251 120V121H250ZM253 120V121H252ZM120 122V123H118V122ZM201 118L199 119V117H198V120H197V118H195L194 119V122H195V124H196V126L197 127H200V123H201ZM239 121V122H238ZM249 123H247V122ZM255 121V122H254ZM116 122V123H115ZM78 123V122H77ZM103 123V124H102ZM118 123V124H117ZM138 123V124H137ZM243 123H247V125L246 124H243ZM263 123H264V118H263ZM2 124H4V122L2 123ZM129 124V125H128ZM137 124V125H136ZM169 124H171V125H169ZM253 125V124H257V125H255V127L253 126V130H252V132H251V130L250 129H252V128H249V125ZM247 127H246V126ZM263 125V124H262ZM240 126V127H239ZM261 126V125H260ZM4 127V126H3ZM8 127V128H7ZM82 127V129H83V131H85L86 130V128H84L83 126H81ZM118 127V128H117ZM160 127H162V128H160ZM230 127V128H229ZM252 127V126H251ZM111 128V129H110ZM169 128V129H168ZM245 128V129H244ZM248 128H249V131L252 133V134H250V133H248L247 132V130H248ZM160 129V130H159ZM165 129V130H164ZM255 129V130H254ZM33 130V131H32ZM41 130V129H40ZM44 130H45V128H44ZM43 129L41 130V131H44ZM108 130V131H107ZM127 130V131H126ZM158 130V131H157ZM243 130V131H242ZM111 131V132H110ZM138 131V132H137ZM149 131V132H148ZM228 131V132H227ZM45 132V131H44ZM86 132V134L88 135V131L86 130L85 131ZM152 132V133H151ZM156 132H158V133H156ZM167 132V133H166ZM34 133V132H33ZM46 133V136L44 137L46 140H50V138H49V136L47 135L48 133L47 132H45ZM44 133V134H45ZM107 133L108 134H110V136L108 137L107 136ZM136 133V134H135ZM240 133V134H239ZM24 134V135H23ZM251 135V137H250V135ZM259 134H261L260 136H257V135H259ZM137 135V136H136ZM165 135H170V137L169 138H167V136L164 138V136ZM212 135H214L213 133L211 134V136ZM247 135V136H246ZM24 136V137H23ZM77 136H78V134H77ZM60 137V136H59ZM88 137H89V135H88ZM104 137V138H105ZM243 138L242 140L241 139H239L238 140V138ZM256 137V138H255ZM105 138V140H107ZM110 138V139H109ZM115 140H114V139ZM130 138V139H129ZM139 138V139H138ZM260 138V139H259ZM10 139V140H9ZM61 137H60V141H61ZM169 139V140H168ZM235 139H237V140H235ZM114 140V141H113ZM241 140V141H240ZM20 141H21V143L22 144H20ZM38 140H36V142H37ZM63 141V140H62ZM61 141V142H62ZM178 141V142H177ZM247 141V142H246ZM249 141V142H248ZM49 142V141H48ZM84 140L82 139L81 141H80V144H81V146H80V154H86V155H89L90 154V148L88 147V145H86L87 143L86 142H84ZM92 142L94 143V141L92 140ZM105 142V143H106ZM114 142H116V143H114ZM244 142H245V144H244ZM264 142V141H263ZM50 143V142H49ZM114 143V144H113ZM145 143V144H144ZM163 143H164V145L165 146H162L163 145ZM166 143V144H165ZM177 143V144H176ZM192 145V147H190V144ZM239 143V144H238ZM241 143H242V146H241ZM250 143H255V144H250ZM113 144V145H112ZM184 144V145H185ZM199 144V145H198ZM59 145H60V143H59ZM94 145H95V143H94ZM112 145V146H111ZM115 145V149H114V146ZM116 145H118V146H116ZM7 146V147H6ZM84 146V147H83ZM96 146V145H95ZM137 146V147H136ZM151 146V147H150ZM154 146V147H153ZM157 148H156V147ZM197 146V147H196ZM248 146V147H247ZM253 146V147H252ZM259 146V147H258ZM16 147V148H15ZM36 147V148H35ZM193 147H196V148H193ZM251 147V148H250ZM26 150V152L24 151V152H22L23 150ZM96 148V147H95ZM120 150H119V149ZM148 148H150V149H148ZM154 148V149H153ZM156 148V149H155ZM178 148H180L181 149V151L178 149ZM242 148H244V149H242ZM64 149V150H63ZM110 149H108V152H110ZM183 149V150H182ZM193 149V150H192ZM253 149V150H252ZM13 150V151H12ZM82 150V151H81ZM85 150V151H84ZM246 150H247V152H246ZM249 150V151H248ZM255 150V151H254ZM262 150V151H261ZM3 151H5V152H3ZM7 151V152H6ZM39 151V152H38ZM46 151V150H45ZM60 151L62 152V153H60L61 155H63V156H60L59 155V160L60 161H62V160H65L66 161V164L68 165L67 167H68V169L69 168H71V167H73V166H76L77 167V169L79 168V169H82L81 167V163H80V167L78 166V165H75V164H77V162L76 161H72V164L70 165V162H69V160H71L72 159V154L70 153L71 152V150H70V148H69V146L67 145H64V143H62L61 144V146H60ZM67 151H69V152H67ZM96 151L98 152V149L96 148ZM194 151V152H193ZM18 152V153H17ZM21 152V153H20ZM192 152H193V154H192ZM250 152V153H249ZM253 152V153H252ZM257 152V153H256ZM261 152H263V153H261ZM17 153V154H16ZM40 153V154H39ZM179 153H181V154H179ZM190 153H191V155H190ZM6 154H7V156H6ZM19 154H21V156L19 155ZM28 154V155H27ZM98 154H99V152H98ZM36 155V156H37ZM65 155V156H64ZM120 156V158H119V156ZM172 155V156H171ZM182 155V156H181ZM184 155V156H183ZM256 155V156H255ZM262 155H263V157H262ZM5 156L7 157V158H5ZM14 156V159L12 158ZM17 156V157H16ZM26 156V157H25ZM67 156V157H66ZM151 158H150V157ZM189 156V157H188ZM2 157H4V158H2ZM10 157V158H9ZM20 157V158H19ZM62 157H63V159H62ZM100 157V156H99ZM146 157V158H145ZM185 157V161L183 160V158ZM252 159H251V158ZM262 157V158H261ZM16 158H17V160L18 161H16ZM52 157H50V159H51ZM71 158V159H70ZM259 158H261V160L259 159ZM5 159V160H4ZM13 159V160H12ZM50 159H48V160H50ZM74 159V158H73ZM118 159V160H117ZM122 159V160H121ZM187 159H190V160H188L187 161ZM263 159V160H262ZM9 161V165H12V166H9L8 167V164H7V162ZM11 160V161H10ZM53 159H51V161H49V166L50 165H52V168H51V166L49 167V169L51 170V171H53L54 172V175H52V176H54L55 177V171L57 170V172H58V169L57 168H55V169H53L54 168V166H53V164H54V160L52 161ZM120 160V161H119ZM251 160V161H250ZM21 161V162H20ZM22 161H23V163H22ZM100 161H101V159H100ZM133 161V162H132ZM140 161V162H139ZM255 161V162H254ZM261 161V162H260ZM27 164H26V163ZM50 162H51V164H50ZM75 164H74V163ZM102 162V161H101ZM135 162V163H134ZM190 162V163H189ZM244 162V163H243ZM2 162H0V164H1ZM11 163V164H10ZM30 163V164H29ZM61 163V162H60ZM131 163H133V164H131ZM167 163V164H166ZM169 163V164H168ZM186 163V164H185ZM187 163H189V164H187ZM254 163V164H253ZM259 164V165H255V164ZM18 164V163H17ZM102 164V163H101ZM238 164V165H237ZM242 164L243 165H245V166H242ZM73 165V166H72ZM108 165V163L105 165L106 167V171L108 170V168H109V166H107ZM102 166H103V164H102ZM167 166V167H166ZM169 166V167H168ZM256 166V167H255ZM259 166L261 167V168H259ZM0 167H1V165H0ZM21 167V166H20ZM75 167V168H76ZM88 167H91L90 165L88 166ZM255 167V168H254ZM141 168V167H140ZM162 169V171H161V169ZM170 168V171L168 170ZM233 168H235V169H233ZM237 168V169H236ZM240 168V169H239ZM165 169H167V171L165 170ZM188 170V171H186L187 172V174H186V172H185V170ZM233 169V170H232ZM242 169V170H241ZM245 169V171H243ZM256 169V170H255ZM259 169V170H258ZM116 170V169H115ZM153 170V169H152ZM68 171V170H67ZM111 170H110V168H109V171H108V175H110V177L112 178L113 176H115L116 174H118V173H116V171H115V173L116 174H113L114 173V171L113 172H110ZM169 171V172H168ZM109 172H110V174H109ZM118 172V171H117ZM162 172H167L168 174H161ZM235 172V173H234ZM257 172V174H255ZM61 176L63 175V174H61V172H58ZM57 173V174H58ZM173 173V174H172ZM58 174V175H59ZM246 174H250V175H246ZM58 175H57V177H58ZM66 175V176H65ZM67 175H68V172L67 173H64V177H67ZM162 175H164V177L162 176ZM175 175H176V177H175ZM183 175V176H182ZM4 176V177H5ZM61 176H59V177H61ZM158 176V177H157ZM170 176H173V177H171L170 178ZM193 176V177H192ZM243 176H245V177H243ZM248 176V177H247ZM250 176V177H249ZM3 177V178H4ZM148 177V178H147ZM168 177L170 178V179H168ZM189 177V178H188ZM241 177V178H240ZM56 178V177H55ZM62 178V177H61ZM146 178H147V180H146ZM151 178V179H150ZM164 178V179H163ZM174 178H176V179H174ZM188 178V179H187ZM236 178V179H235ZM66 179H68V177L66 178ZM112 179H114L115 180V177H113ZM149 179V180H148ZM166 179H168V180H166ZM241 179H242V181H241ZM261 178H259L258 179V177H257V183H258V185L257 186H259V184H261L262 183V179L260 180ZM71 180V181H70ZM74 180V179H73ZM85 180H86V182H87V179H86V177H85V179L83 180V185L82 184H80V183H78L77 181H72V178H69L68 180H66L65 181V183H67V184H65V186L66 185H68V187H65V188H67V189H69V188H71L72 189V186H73V189L71 190V189H69L70 191V194L72 193V194H74L76 197L79 195V194H81L82 195V190L84 189V193H86V191H89V189H90V187H91V185L93 184V183H86L85 182ZM180 180V181H179ZM236 180H239V181H237L238 183H239V185H236L235 183H237V182H235ZM69 181V182H68ZM89 181H91V180H89ZM146 181V182H145ZM175 181H176V183H175ZM243 181H244V184H243ZM77 182V183H76ZM148 182V183H147ZM162 182V183H161ZM187 182H188V184H187ZM241 182V183H240ZM75 183V184H74ZM86 183V184H85ZM146 184V185H144L143 186V184ZM169 183H171L172 184V186H171V184H169ZM180 183V184H179ZM237 183V184H238ZM73 184V185H72ZM115 184V183H114ZM243 184V185H242ZM72 185V186H71ZM80 185V186H79ZM82 185V186H81ZM152 185V186H151ZM158 185V186H157ZM166 185H167V187H166ZM174 185V186H173ZM196 185V186H195ZM245 185H247V186H245ZM71 186V187H70ZM79 186V187H78ZM84 186H86V187H84ZM83 187V188H82ZM153 187H155L156 189H154ZM63 188H64V186H63ZM80 188V189H79ZM150 188H152V191L150 190ZM164 188V189H163ZM175 188V189H174ZM80 190V191H77L76 192V190ZM153 189H154V191H153ZM157 189H160L161 191H162V189H163V191L160 193V190H157ZM157 190V191H156ZM76 192V193H78V195L76 194V193H74V192ZM147 193H146V192ZM159 191V194H161V196H163L162 197V203L161 202H157V204H156V201H158L159 199L161 200V197H160V195L158 196V198H156V196L154 197H152V193L151 192H154L153 193V195H157V192ZM166 193H165V192ZM162 193H163V195H162ZM165 193V194H164ZM168 194V196H166ZM81 195H79L78 197L80 198V196ZM146 195H147V197L149 196V200H150V202H149V200L147 199V197H146ZM74 196V198L75 199H73V203H76V202H78L79 201V198H77L76 199V197ZM85 196V195H84ZM166 196V197H165ZM146 197V198H145ZM151 197H152V199H151ZM157 200H156V199ZM163 198H166V199H164V200H167L168 198V200H167V202L165 203V201H163ZM175 198V199H174ZM185 198V199H184ZM82 198H80V200H81ZM74 200H75V202H74ZM174 201V202H172V201ZM147 201H148V205H147ZM152 201V202H151ZM187 201V202H186ZM170 203V202H172V205H171V207H169L170 206V204H169V206H168V204L167 203ZM185 202H186V204H185ZM161 203V204H160ZM164 203V204H163ZM174 203V204H173ZM189 205H188V204ZM156 204V205H155ZM179 204V205H178ZM168 207H167V206ZM175 205V206H174ZM178 207H177V206ZM195 205H197V207L195 206ZM165 206L167 207V208H169V209H171V211H169L168 212V210L169 209H166L165 208ZM174 207V209H173V207ZM193 206V207H192ZM155 207V208H154ZM160 207L161 208H164V210H162L161 209V211H160ZM157 208H159L158 210H157ZM194 208V209H193ZM199 208V209H198ZM211 209V210H210ZM175 211V214H173L174 216L173 217H170L172 214L170 213V212H172V211ZM174 211L172 212V213H174ZM188 211V210H187ZM210 211V212H209ZM162 212V213H161ZM195 212H197V215H194L195 214ZM199 212V213H198ZM169 213V214H168ZM189 213V214H190ZM201 213V214H200ZM209 213V214H208ZM198 214H200V215H198ZM161 215V216H160ZM263 215H264V213H262V214H259V215H256V219H258L259 217H263ZM206 216V217H205ZM168 217V218H167ZM176 217H175V219H176ZM178 217H179V215H178ZM177 217V218H178ZM202 218V217H201ZM182 220H183V218H182ZM207 220V221H208ZM228 221H230V226L229 225H226L225 226V228L223 229V225H225V224H227L228 223ZM257 220H255V222H256ZM113 225V227H112V225ZM254 223V222H253ZM109 224V225H108ZM187 224V223H186ZM151 225V224H150ZM236 225H237V227H236ZM105 226L107 227V228H105ZM115 226H116V224L114 223V222H107V224H103V226H102V230L105 232V233H111L113 230H114V228H115ZM152 226V225H151ZM104 227V228H103ZM112 227V228H111ZM153 227V226H152ZM217 228H216V230H217ZM233 228H234V230H233ZM109 229V230H108ZM112 229V230H111ZM157 232H159V231H157ZM229 232V233H228ZM231 232V233H230ZM241 232H243V233H241ZM177 233V234H176ZM184 233H187V234H189V235H185ZM241 236H243V238L245 239V241L240 237V235ZM178 235H180V236H178ZM184 235V236H183ZM193 235H196L195 237L193 236ZM185 236H186V238H185ZM189 236V237H188ZM188 237V238H187ZM241 239H240V238ZM195 238V239H194ZM239 238V239H238ZM201 240V239H200ZM190 243V244H189ZM202 247H203V245H202ZM46 251H50V249H47ZM190 252H191V254H190ZM47 253V252H46ZM184 254L186 255L185 257H184ZM51 255H52V252H51ZM189 257H191V258H189ZM53 258V257H52ZM183 258H185V259H183ZM188 258V259H187ZM201 258V259H202ZM187 259V260H186ZM189 260V261H188ZM199 260V261H198ZM42 261H43V259H42ZM188 261V262H187ZM51 262H52V260H51ZM51 262H49V263H51ZM43 264L45 263V264H47L48 262H45V260H44V262H42Z\"/></svg>",
  "mask_w": 264,
  "mask_h": 264
}]
</instances>
